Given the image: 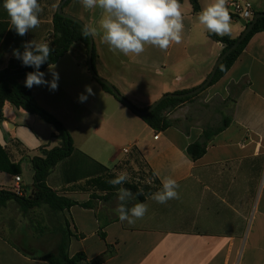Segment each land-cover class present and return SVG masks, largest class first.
<instances>
[{
  "label": "crops",
  "instance_id": "obj_1",
  "mask_svg": "<svg viewBox=\"0 0 264 264\" xmlns=\"http://www.w3.org/2000/svg\"><path fill=\"white\" fill-rule=\"evenodd\" d=\"M38 2L43 9L40 26L19 36L11 28L4 0H0V70L15 58L14 50L23 52L25 42L51 44L54 40L53 16L62 0ZM199 3L202 10L210 0ZM180 4L182 42L172 43L166 51L145 45L139 56L114 53L102 41L100 9L86 10L80 0H71L64 12L97 28L93 38L97 74L141 110L165 94L192 91L202 85L222 55L224 45L212 40L198 22L201 10L193 12L189 0ZM252 5L255 13L264 12ZM232 30L235 33L229 36L235 39L244 31V25H233ZM88 52L85 46L80 56L70 50L53 64L52 71L59 74L58 90L33 86L30 90L36 101L64 124L78 151L112 173L127 171L130 182L153 185L142 170L153 171L159 180L156 191L162 188L161 179L171 176L179 184V199L160 204L150 198L151 194L143 202L148 206L146 215L132 225L119 221L117 207L106 204L110 198L93 200V208L74 205L60 214L43 205L36 210H44L49 218V237H31L24 225L19 231L20 244L13 234L20 227L15 228L8 219L9 209L20 207L11 201L0 209V264H49L41 256L56 253L64 229L72 234L68 246L71 257L84 253L91 261L111 247L113 253L99 264H264V32L249 40L215 84L171 110L167 114L171 126L165 131L153 130L103 89L89 70ZM43 72L44 79L51 81L49 67ZM85 85L92 87V95L86 93ZM82 93L87 95L85 102L78 99ZM4 115L6 119L0 124L4 141H0L12 159L21 162L22 186L30 195L33 182L25 184L23 171L27 165L31 167L33 156H29L18 131L56 130L11 103L5 104ZM221 127L222 131L212 135ZM73 131H91L97 141L79 139ZM55 134L52 139L56 147L60 140ZM39 136L38 156L42 148L51 149ZM196 142H206V152L192 160L187 150ZM107 163L114 164L110 167ZM95 168L94 162L77 153L55 167L48 185L59 195L78 203L88 202L91 193L81 187ZM84 172L89 174L82 178ZM8 176L5 184L0 180V188L12 190L15 176ZM96 193L105 196L104 192ZM135 203L134 196L127 207Z\"/></svg>",
  "mask_w": 264,
  "mask_h": 264
},
{
  "label": "trees",
  "instance_id": "obj_2",
  "mask_svg": "<svg viewBox=\"0 0 264 264\" xmlns=\"http://www.w3.org/2000/svg\"><path fill=\"white\" fill-rule=\"evenodd\" d=\"M70 1L71 0H67L63 5V12L64 8ZM183 1L184 0H179V3H182ZM189 1L192 5L193 12L197 13L201 10L199 0ZM230 14L231 18L239 19L233 13L230 12ZM256 14L258 13H255V15ZM85 26L86 25L81 20L72 15H69L65 12L64 14H59L58 12L55 13L53 16L54 40L50 44L52 53L49 57V60L45 64H43L39 70L43 72L47 67H49V64L53 65L57 63L66 53L71 50V47L74 43L83 44L86 47L87 51H89L91 43L93 42V37L84 38L82 36V31ZM259 32H264V17L258 19L252 31L239 44V46L232 53H230L226 59L223 60L212 82L202 91L215 84L229 71V69L243 52L249 40ZM208 36L215 42L224 45L222 54L230 49L238 39V37L232 39L229 35L220 37L209 32ZM96 57L97 53L93 42V71H91L93 78L98 81V83L103 87L105 91L109 92L118 101L125 104V101H127V99L124 96L123 98H120L115 95L112 88L116 89L117 91L118 89L97 74L95 69ZM35 70L36 69H34L33 67L23 66L22 62L16 57L9 61V64L5 69L0 70V124L6 119L4 115L5 104L11 103L16 108L22 109L30 114H34L40 117L46 123L54 126L56 130L55 137L60 140V144L51 149L42 148L40 150L41 155L35 156L31 159L33 185L32 192L28 197H21L16 195L11 190L0 188V209L7 206V204L11 201L16 202L19 205L20 210L25 214L31 210L40 208L43 205L48 207L49 210L55 214L63 213L65 210L70 209L74 205H80L84 208H93V200L111 198L112 196L117 194L118 187L129 189L136 197V203L144 202L145 199L153 194L159 186V180L157 179L153 171L142 170V173L146 174L147 178L153 180V185L140 182L132 183L130 181H127L123 185L116 187L110 185L108 181L115 178L117 174L112 173L111 170L108 169V167L99 164L98 162L88 157L86 154L78 151L74 146L70 132L67 130L64 124L54 115L42 108L36 101L32 91L21 83V80L26 78L27 73L33 72ZM202 91L190 97L167 98L147 115H139L132 109L131 110L139 117H141L153 130L165 131L171 126V122L167 114L182 103L197 96ZM187 92L189 91L176 92V94H183ZM220 131H222V127L217 128L214 132H212V135ZM206 147V142L193 143L188 147V155L192 160H197L205 154ZM77 153L83 155L86 159H89L96 165V168L90 171V174L86 172L82 174V178L87 177V174H89L88 176H91L86 181L85 187H81L82 191L91 193L90 201L85 203H78L65 196L59 195L57 191L51 189L48 185L49 176L51 175L55 167L59 164L65 163V161H68ZM0 172H4L13 176H20L22 174L21 162H16L12 159L9 150L5 145L2 144L1 141ZM79 176L81 175L79 174ZM98 191L104 192L105 196L100 197L96 193ZM71 236L72 234L68 231V229H64L56 253L44 254L41 256V258L46 260L49 264H99L106 256L113 253V249L111 247H108V250L105 254L91 261L88 260L87 256L84 253H77L76 255L71 257L68 253V246ZM101 237L105 238L104 234H101Z\"/></svg>",
  "mask_w": 264,
  "mask_h": 264
},
{
  "label": "clouds",
  "instance_id": "obj_3",
  "mask_svg": "<svg viewBox=\"0 0 264 264\" xmlns=\"http://www.w3.org/2000/svg\"><path fill=\"white\" fill-rule=\"evenodd\" d=\"M86 10H101L99 27L102 29V41L112 52L124 55L139 56L145 50V45H151L166 51L172 43L182 42L184 30L183 14L179 0H80ZM3 8L10 19L11 28L17 35L24 36L29 31L40 26V14L43 11L38 0H4ZM198 22L204 29L216 36L231 34V14L228 0H210L199 13ZM97 28L85 26L82 31L84 38L95 37ZM23 52L14 50L15 57L23 66L33 67V72L26 74L25 87L47 85L50 91L58 90L59 74L52 71L55 65L49 64L52 80L44 79L45 73L40 67L45 64L52 53L47 41L31 40L23 45ZM88 95L93 94L92 87L85 85ZM80 102L87 100L83 93ZM157 175H159L157 173ZM130 179L127 171H121L115 178L108 181L113 187L123 185ZM162 188L151 195V199L160 204L169 200L179 199V184L171 176L161 179ZM132 192L124 187L117 188L119 204L115 209L120 222L132 225L143 219L148 211L146 203L138 202L131 208L127 201Z\"/></svg>",
  "mask_w": 264,
  "mask_h": 264
},
{
  "label": "rangeland",
  "instance_id": "obj_4",
  "mask_svg": "<svg viewBox=\"0 0 264 264\" xmlns=\"http://www.w3.org/2000/svg\"><path fill=\"white\" fill-rule=\"evenodd\" d=\"M251 3L254 4L255 8L257 10H264V0H248ZM237 23V24H236ZM233 25H237V26H242V20L240 19H231V26ZM231 32L234 34V30H231ZM81 50L84 51V46L81 43H74L71 47V51L73 53V55L75 56H80L81 54ZM84 54L81 56L83 57ZM86 61V57H84V59ZM44 125L54 129V126H52L51 124H46V122H44ZM34 130V129H33ZM36 130L37 129L36 127ZM53 132L56 131H32V129H24V131H18V135H19V139L20 141H22V143L24 144L25 149L27 150V152L29 153L30 157H34V156H38V150H39V146H40V142L37 138V135L39 134L41 140H42V144L43 145H47L50 148H54L55 147V139H52V134ZM74 134L77 136V138H83L85 140H92V141H97V137L93 136L91 134V131H73ZM37 133V134H36ZM82 134V135H81ZM0 138L2 141H4V139L1 137L0 134ZM123 156V155H122ZM108 166L112 167L114 163H107ZM23 178H24V182L27 185H31V183L33 182V171L31 169V167L29 165H27V167L25 168V170L23 171ZM9 179L8 174L4 173V172H0V180L3 182V184L6 183V181ZM133 183V182H132ZM133 194V193H132ZM115 197V198H114ZM111 197L109 201H107V205L108 206H112V207H117L118 204L120 203L116 196ZM134 201V195H132V197L127 201V206ZM48 216L45 214L44 210H31L28 213H21L20 210H18L17 206H14L12 208L9 209L8 211V219H10L11 221H13L14 227L15 228H19L18 230H16V232H14V240L18 241L20 244V235H19V231L20 229L25 225V228L29 229V233L31 234V237H35L36 239L40 238V237H44L49 235L48 234V228H47V218ZM2 220H5L4 218H1ZM23 223V224H22ZM26 230V229H25ZM49 236H47L48 238Z\"/></svg>",
  "mask_w": 264,
  "mask_h": 264
},
{
  "label": "water",
  "instance_id": "obj_5",
  "mask_svg": "<svg viewBox=\"0 0 264 264\" xmlns=\"http://www.w3.org/2000/svg\"><path fill=\"white\" fill-rule=\"evenodd\" d=\"M67 0H62V2L60 3L59 7H58V13L59 14H64V12L62 11L63 9V5L66 3ZM264 17V13H258L256 14L253 19L250 22H245L243 21V25H244V31L241 33V35L238 37L237 42L230 48L228 49L224 54H222L218 61L216 62L210 76L207 78V80L200 85L199 87L193 89L192 91H189L187 93H183V94H176V93H172V94H165L163 95L161 98H159L154 104H152L149 108H147L146 110H140L137 109L136 107H134L128 100L125 101V105L128 106L130 109H132L133 111H135L136 113H138L139 115H147L149 113H151L162 101L166 100L167 98L170 97H177V98H184V97H190L193 96L197 93H199L200 91H202L204 88H206L213 80V78L215 77L217 70L220 66V64L223 62L224 59L227 58V56L232 53L238 46L239 44L246 38V36L252 31V29L254 28L256 22L258 21L259 18ZM94 42V41H93ZM93 42L91 43V46L89 48V52H88V67L90 71H93V65H92V50H93ZM113 92L115 93V95H117L120 98H123V95H121L120 92H118L116 89L112 88Z\"/></svg>",
  "mask_w": 264,
  "mask_h": 264
},
{
  "label": "built area",
  "instance_id": "obj_6",
  "mask_svg": "<svg viewBox=\"0 0 264 264\" xmlns=\"http://www.w3.org/2000/svg\"><path fill=\"white\" fill-rule=\"evenodd\" d=\"M228 7L229 11L242 21L250 22L255 16L254 7L248 0H228ZM14 180L15 186L11 191L18 196L28 197V191L22 186V178L20 176H15Z\"/></svg>",
  "mask_w": 264,
  "mask_h": 264
}]
</instances>
